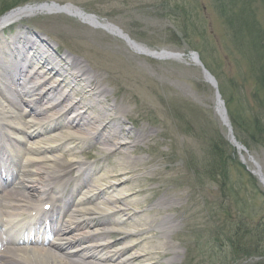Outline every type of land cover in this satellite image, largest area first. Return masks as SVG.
Returning <instances> with one entry per match:
<instances>
[{"label": "rangeland", "instance_id": "374dc122", "mask_svg": "<svg viewBox=\"0 0 264 264\" xmlns=\"http://www.w3.org/2000/svg\"><path fill=\"white\" fill-rule=\"evenodd\" d=\"M51 2L72 3L152 51L184 54L182 59L150 55L106 27L60 10L30 12L0 32V41L19 31L40 38L39 46L46 47V39L52 45L48 50L85 66L102 97L118 105L112 124L124 123L121 137L129 143L122 152L134 167L115 193L134 191L130 199L137 203L131 211L156 220L128 238L154 249L136 263L264 264L255 230L264 215V183L250 172L261 169L264 175V0H0V18L11 9ZM194 51L218 81L231 133L217 113L214 88L190 57ZM230 112L247 128L232 122ZM220 130L229 140L226 157H232L226 180L222 166L213 162ZM231 140L246 149L240 152ZM59 153L68 160L75 154ZM76 154L95 167H120L100 143ZM242 222L245 231L234 247L218 250L220 235H232L233 226Z\"/></svg>", "mask_w": 264, "mask_h": 264}, {"label": "bare ground", "instance_id": "6f19581e", "mask_svg": "<svg viewBox=\"0 0 264 264\" xmlns=\"http://www.w3.org/2000/svg\"><path fill=\"white\" fill-rule=\"evenodd\" d=\"M58 9L104 26L135 48L146 50L111 23L74 5L62 7L43 3L18 8L0 18V31L6 24L30 12ZM25 38L35 37L33 33L24 35L19 31L11 37L3 36L0 41V137L3 145H13V164L18 159V169L11 167L12 178L1 175L12 180L9 186L0 190V230L10 236V229L18 227L23 217L32 213L41 200L50 201L52 192H60L67 185L66 178L72 168L87 164L77 157L79 148L100 143L105 154L116 155L120 167L109 168L105 164L97 167L80 185L71 187L70 192L61 197H65L61 202L69 206L71 214L67 220L62 216L52 218L53 222L60 219L64 227L53 232L57 236L54 241L42 239L40 246L11 247L8 244H16L17 239H3L5 248L0 264H137L136 260L149 255L153 248H142V240L133 242L128 238L149 229L156 220L145 216L144 219L137 218L131 211L137 203L130 199L134 191L129 194L123 189L121 193H115L117 187L129 180L124 176L134 167L127 152H122L129 143L121 137L124 123L112 124L118 118V105H112L102 97L98 81L86 76L89 70L85 66L68 61L69 56L61 54V60L66 61L60 66L46 54L49 41L42 38L47 42L45 48L33 46L28 49ZM94 99L97 102L94 103ZM128 134L136 138L130 130ZM64 151L72 156L75 153L73 159L62 157L59 152ZM1 161L0 155V164ZM260 170L257 169L264 180ZM102 171L105 174L97 176ZM117 177L120 178L116 182H103ZM77 230L82 232L76 234ZM119 233L123 235L111 239ZM84 242L88 243L82 248ZM128 253L132 255L126 256Z\"/></svg>", "mask_w": 264, "mask_h": 264}, {"label": "trees", "instance_id": "16d2710c", "mask_svg": "<svg viewBox=\"0 0 264 264\" xmlns=\"http://www.w3.org/2000/svg\"><path fill=\"white\" fill-rule=\"evenodd\" d=\"M231 113V112H230ZM232 115V122H234L236 125L239 124V127L240 128H247V126H243L242 122H241V119L238 117V115H236L235 113H231ZM220 140H222L220 143L217 142V141H214V148L215 150L217 151V154L216 152L214 151V153L216 154V157L215 160L213 162H217L218 164V167H221L223 168V174H224V179L226 180L227 178H229V175H230V167L229 166H226L227 164V161H230L232 160V157L229 155L226 157V151L228 148V141H226V139L224 138L225 136V133L220 130ZM245 143V141H243ZM246 144V143H245ZM227 145V146H226ZM214 156V155H213ZM237 164V167H240L241 170L243 168V170L248 174V172L244 169V167L241 165V163H239L238 161L236 162ZM253 181H255L254 177L249 174V180L248 182L252 183ZM260 220L259 221H256V224H255V230L257 231V237H258V241H257V247L258 249H256V251L258 253H260L261 257H264V215H261L260 216ZM245 229H244V223L242 222V225L239 226L238 224L236 226H233V230H232V235H227V234H222L220 235V240L221 242H219L217 245L218 246V250H221V249H229L231 247H234L235 245V242L238 241V238L240 236V233H244ZM245 246V245H244ZM243 246V247H244ZM242 247V249H243ZM239 248H241L239 246ZM203 256H207V253H204ZM253 256V255H251ZM211 258L213 257L212 255L210 256ZM214 261V260H213ZM211 264H214V262H212Z\"/></svg>", "mask_w": 264, "mask_h": 264}, {"label": "water", "instance_id": "95a60500", "mask_svg": "<svg viewBox=\"0 0 264 264\" xmlns=\"http://www.w3.org/2000/svg\"><path fill=\"white\" fill-rule=\"evenodd\" d=\"M199 64L202 66L204 77L206 81L211 83V85L216 89V97L218 100V111L221 113L224 119H226V110L224 108V102L221 100V95L217 89V81L215 77L204 67L203 63L199 61Z\"/></svg>", "mask_w": 264, "mask_h": 264}]
</instances>
